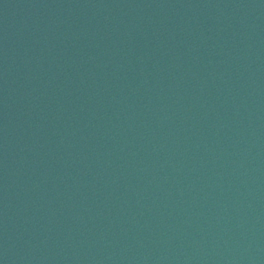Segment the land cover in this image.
I'll list each match as a JSON object with an SVG mask.
<instances>
[{"label":"water","instance_id":"obj_1","mask_svg":"<svg viewBox=\"0 0 264 264\" xmlns=\"http://www.w3.org/2000/svg\"><path fill=\"white\" fill-rule=\"evenodd\" d=\"M0 264H264V0H0Z\"/></svg>","mask_w":264,"mask_h":264}]
</instances>
